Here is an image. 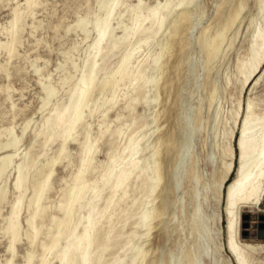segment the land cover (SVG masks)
Listing matches in <instances>:
<instances>
[{"label": "rangeland", "instance_id": "374dc122", "mask_svg": "<svg viewBox=\"0 0 264 264\" xmlns=\"http://www.w3.org/2000/svg\"><path fill=\"white\" fill-rule=\"evenodd\" d=\"M119 1L116 7L115 0H33L29 8L25 0H0V158L13 154L0 176L4 189L0 264L11 257L13 264H25L29 254V264H264V228H259L260 216H264V168L251 186L250 201L237 194L229 204L227 194L230 185L251 167L264 131V0H244L237 10L232 9L233 0H192L188 5L193 19L177 45L184 51V62L174 81L181 123L189 106L199 119L201 105L196 149L188 150L184 162L186 166L194 160L198 170L189 164L172 168L159 214L156 204L163 193L156 196L155 190L164 178L157 177L161 153L157 139L174 122L162 117L159 84L141 86L145 77L153 79L158 73L159 65L152 59L163 37L156 35L144 42L147 32L135 28L149 8L165 0ZM224 1L227 11L234 14L233 21L221 45L203 54L200 31L221 15ZM15 8L21 16L12 32ZM104 21L110 22L112 37L94 57L89 49ZM212 42L213 36L209 46ZM10 46L14 54H9ZM129 52L133 56L126 72L140 63L142 75L134 82L125 76L118 87L104 86L105 79L120 78L117 68ZM92 62L97 74L94 86L70 135L66 140L49 139L53 128L46 119L57 104L64 105L72 94H79L81 77L88 74ZM169 65L173 66L172 60ZM213 79L218 93L208 106ZM49 88L52 92L47 95ZM131 140L139 141L129 150ZM135 158L140 167L114 193L116 176ZM168 160L178 162L176 156ZM28 161L17 190V165ZM79 170L81 177L75 180ZM47 174L39 201L30 202ZM150 176L155 180L150 181ZM83 182L87 184L84 196L68 213L72 188ZM18 197L12 254L13 233L7 225ZM34 213L30 226L27 218ZM197 233L207 241L209 255L199 249ZM82 235L90 239L85 251L79 242ZM236 247L247 258L239 256ZM162 249L164 255L151 262L153 250L157 254Z\"/></svg>", "mask_w": 264, "mask_h": 264}, {"label": "bare ground", "instance_id": "6f19581e", "mask_svg": "<svg viewBox=\"0 0 264 264\" xmlns=\"http://www.w3.org/2000/svg\"><path fill=\"white\" fill-rule=\"evenodd\" d=\"M192 0H165L164 2H159L155 6L149 8V14L145 16L143 19H138L136 21V28L135 31L140 32H147L146 38L144 39V42L149 41V38L154 37L156 35H159L160 37H163V41L159 43V50L157 51L155 57L152 59V63L159 65L158 67V73L156 76L153 77V79L144 78L141 86L142 87H149L153 83H158V96L160 99V105L162 108L163 116L166 115V117H170L171 121L173 123L172 128H170L166 133H160L159 138L157 139L159 143V148H161V153L159 157L160 163L158 164V175L157 177L164 178L163 184L159 185L156 190L155 194L158 196L159 192L162 190V201L158 202L156 204V210L155 213L159 214L161 211V207L163 205L165 194H164V188L165 185L168 182V176L173 172V169L176 165H180L182 168H187L188 164L189 166L192 165V167H195V169L198 170V166L194 160H192L190 163H188L186 166H184V162H187V155H189L188 150H191L194 152L196 149V141L195 137L200 134V128H201V114H200V104H199V119L194 118V109L193 107L189 106L186 107L184 114L182 115V122L181 123L179 116L177 115V99H176V93L178 91V87L176 86L175 79L180 76L181 67L184 62V51L179 49L177 47L178 42L182 37L185 36L187 33V30L191 24V21L193 19L192 11L188 7V5L191 3ZM229 1V0H227ZM226 1V2H227ZM244 0H233V8L234 10H237L238 7L242 5ZM33 0H25V5L29 7L32 4ZM228 3V2H227ZM226 3V4H227ZM116 7L121 4L119 0H115ZM223 4V9L221 15L213 22L212 24H209L206 28L202 29L199 34V45L200 49L204 53H211L214 51L216 47H219L225 37V34L227 33V30L229 28V25L233 21V12H228L227 9L229 8L228 5ZM114 6V5H113ZM115 7V6H114ZM30 8V7H29ZM113 8H110L108 10V17H110V14L112 12ZM233 11V10H232ZM235 13V12H234ZM20 12L15 8L13 10V18L10 21V29L13 32L14 28L16 27V24L18 20L20 19ZM107 17V18H108ZM147 22V23H145ZM217 22V23H216ZM110 23V22H109ZM109 23L107 21H104V26L102 30L98 33V36L94 40L93 44L90 47V54H94V57L98 54L100 51V48L104 43L111 38V29L109 27ZM156 26V29L154 28ZM112 28V27H111ZM125 30H128L127 26H125ZM152 30V32L150 31ZM124 31V30H123ZM151 33H148V32ZM172 31L176 32V36L172 34ZM126 33V32H125ZM130 32H128L129 34ZM15 36V35H14ZM213 36V42L212 45L209 46V43L211 41V38ZM15 37L12 38V41ZM117 41V40H115ZM114 42V41H113ZM114 45V44H113ZM8 47V46H6ZM103 49V48H102ZM14 50V49H13ZM12 47H9V54L13 53ZM103 52V51H102ZM101 53V52H99ZM14 54V53H13ZM168 55H172L171 57H167ZM211 55V54H210ZM100 56V54H99ZM133 53L129 52L126 53L118 68L117 73H120V78L115 79L112 82L110 80L105 79L103 81V85L111 84L112 87H118L119 83L123 80V78L126 76L130 82H134L138 79L139 76L143 73L142 65L139 63L130 73L126 72L127 66L129 65V61L132 58ZM204 56V55H203ZM205 58V57H204ZM93 60V59H92ZM173 62V66L169 65V61ZM257 61V60H256ZM96 62V61H95ZM88 63V61H87ZM98 65V64H97ZM84 66V65H83ZM87 66V65H86ZM188 69V68H187ZM188 71V70H187ZM96 70H95V64L92 62L90 66V70L88 74H83L81 77V89L79 91V94L76 96V94H72L68 102L66 104L59 105L57 104L54 108L53 113L46 119V123L49 128H53V132L50 134L49 139H52L56 136L62 137L63 140H66V138L70 135L72 131V126L74 122L79 118L80 113L82 112L84 99L89 96V91L92 88V85L94 83V80L96 78ZM210 77V76H209ZM113 78V77H112ZM217 81V80H216ZM215 79H213V84L209 93L208 98V106L212 105L213 103V97L218 93V85L216 83ZM94 86V85H93ZM181 88V87H180ZM116 89V88H115ZM52 92V89H48L46 91L47 95H50ZM175 92L174 99H170L172 96V93ZM174 94V93H173ZM170 103V106L168 105ZM202 103V101H201ZM214 115V112L210 114V119L212 120ZM246 127V123L244 122L243 128ZM198 137V136H197ZM260 143L255 148V157L252 160L251 167L248 169L247 172H245L242 177L237 178L229 187L228 190V200L229 204H231L234 197L238 194L241 196L242 199L250 201V193L254 191V189L251 187L255 180L257 179L258 175L261 173L262 169L264 168V131L260 135ZM140 140V139H139ZM130 141L127 149L132 150L134 149V144L138 143V141ZM17 143V140H15V144ZM208 143V144H207ZM14 144V142H13ZM206 144L208 147L207 156L210 157L211 150H210V143L209 139H206ZM178 145V146H177ZM60 153V152H59ZM191 154V152H190ZM194 154V153H193ZM195 155V154H194ZM177 157L178 162L177 164L173 163L172 160H168L169 157ZM13 157V154H4L0 158V176L3 172H5L6 168L8 167V163L11 162ZM84 160V159H83ZM27 161V160H26ZM182 162V163H181ZM29 161L26 164L20 163L17 165V177L14 186L17 190L21 187V182L23 181L24 174L23 169L24 167H28ZM128 167V166H127ZM140 167V161L139 158H135L132 160L129 164V167L126 168L125 171H120V173L116 176V183H115V189L114 193L117 191V188L120 187L127 179L128 177ZM219 169L222 170V166H219ZM81 170H79L75 176V180H79L81 177ZM179 176V175H178ZM177 176V177H178ZM180 177V176H179ZM49 175L38 182V186L36 188L34 198L30 201L34 204L39 201L40 196L47 186ZM150 181H154L155 177H149ZM179 181V180H178ZM180 182V181H179ZM23 183V182H22ZM124 185V184H123ZM87 186L86 182L80 183L77 186H74L72 188V195L70 197L69 203H68V213L72 211V204L74 202L80 201L84 193L82 194L83 189ZM163 187V188H162ZM162 188V189H161ZM4 189L0 188V200L3 196ZM170 197V196H169ZM171 200V199H170ZM169 200V201H170ZM145 204V200H143V206ZM20 206V198L18 197L17 200L12 203V211L9 216V225H7V230H10L12 233L14 232L15 228V219L19 215V208ZM37 213V212H36ZM72 214V213H71ZM35 213L29 215L27 218L28 225L32 226L33 219L35 217ZM69 217V215L67 216ZM65 219V218H64ZM68 219H65L63 221L64 224L67 223ZM233 225L231 223L230 225V240L231 245H233ZM8 233V232H7ZM15 233H13V237L10 241L9 251L13 254V245L16 240ZM11 235V234H10ZM196 238H198L199 241V249H205L206 254H208L207 249V241L204 239L200 233L196 235ZM79 242H81V249L83 251L87 250L90 245V239L87 235H82ZM78 244V243H77ZM80 244V243H79ZM80 246V245H79ZM43 250L46 251L48 249L47 246L43 245ZM74 248V247H73ZM152 248L154 249V244L152 243ZM236 252L239 256H244V259L247 258V255L245 252L240 250L236 247ZM164 255L163 249L162 251H158L157 254H155L153 250V255L151 262H154L157 258V256ZM31 260V255H28L27 262L25 264H29ZM44 257L41 258V262L43 263ZM150 261V260H148ZM6 263L4 264H13L12 257L9 258ZM245 262V261H244ZM247 263V261L245 262ZM219 264V263H217Z\"/></svg>", "mask_w": 264, "mask_h": 264}, {"label": "water", "instance_id": "95a60500", "mask_svg": "<svg viewBox=\"0 0 264 264\" xmlns=\"http://www.w3.org/2000/svg\"><path fill=\"white\" fill-rule=\"evenodd\" d=\"M260 219H261V222L259 223V228L262 229V228H264V223L262 222V221L264 220V216L261 215V216H260ZM259 232L262 233V230H260Z\"/></svg>", "mask_w": 264, "mask_h": 264}]
</instances>
